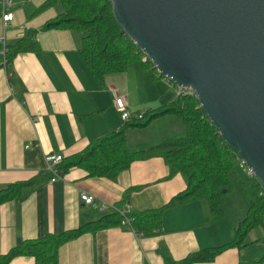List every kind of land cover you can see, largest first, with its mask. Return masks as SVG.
<instances>
[{
    "label": "crops",
    "instance_id": "0c3cea01",
    "mask_svg": "<svg viewBox=\"0 0 264 264\" xmlns=\"http://www.w3.org/2000/svg\"><path fill=\"white\" fill-rule=\"evenodd\" d=\"M1 1L0 38L5 46L15 44L25 31L35 30L39 51L18 54L9 69L0 67V189L37 180L21 198L0 205V256L21 242L60 235L111 214L129 189L124 208L135 212L160 209L185 191V180L181 175L169 177L160 158L135 161L113 181L89 177L77 167L54 181L44 177L48 155H76L92 141L124 126L114 107L115 97L124 98L132 112H146L170 105L176 95L166 91H174L167 83L166 89L157 85L159 80L140 63L131 64L124 73L107 75L101 83L81 57L82 35L40 30L61 14V8L55 5L37 12L47 0L11 1L13 20L4 29ZM18 7L23 9L14 12ZM155 122L161 127L159 142L145 138L130 142L134 134H146ZM183 133L179 118L165 115L145 128L128 129L126 144L131 149L151 147ZM83 193L94 197L92 205L81 201ZM102 205L108 208L101 210ZM162 218L159 234L149 238L121 227L83 234L59 249L58 264H164L160 247L172 260L181 261L231 244L244 219L234 224L226 219L208 223L198 201L174 206ZM253 232V240H248L251 233L243 244L222 251L212 262L194 264H246L262 259L264 233L259 228ZM9 264H35V260L16 257Z\"/></svg>",
    "mask_w": 264,
    "mask_h": 264
},
{
    "label": "trees",
    "instance_id": "16d2710c",
    "mask_svg": "<svg viewBox=\"0 0 264 264\" xmlns=\"http://www.w3.org/2000/svg\"><path fill=\"white\" fill-rule=\"evenodd\" d=\"M57 3L61 6V14L47 21L40 30L59 29L82 33L81 57L89 72L101 83L107 75L124 73L134 63H140L143 70L154 80H164L149 61H141L142 52L124 35L114 20L110 2L47 0L37 12ZM36 34L35 30H27L15 44L4 48L0 46V67L9 69L18 54L37 53L39 45L35 39ZM169 87L174 88L171 83ZM142 113L141 119L132 117L120 130L92 141L76 155L63 158L55 167L58 177H63L70 169L77 167L87 172L89 177L113 181L135 161L160 158L168 169L169 177L181 175L185 180V191L160 209L146 212L129 210L127 215L121 216L119 210L123 209L129 200L132 191L129 189L111 214L60 235H48L34 241L21 242L6 255L0 256V264H9L14 258L24 256L32 257L35 264H58L59 249L66 243L83 234L115 227L128 229L141 238L156 236L161 230L165 211L191 201H198L203 205L208 223L223 219V203L231 190L232 178H237L238 172L243 171L239 168L237 154L222 141L216 128L200 108L196 97L178 95L170 105ZM165 115L179 118L184 127L183 135L168 138L156 146L137 145L132 149L127 147L128 129L145 128L153 120ZM44 177L52 179L53 174L46 171ZM247 177L252 189V194L248 195L249 208L246 217L235 230L233 242L221 248L191 254L181 261L172 260L167 250L160 247L158 253L164 264L209 263L222 251L243 244L255 229H262L264 233V191L254 177ZM36 182L37 180L15 183L0 189V205L21 198ZM123 221L127 223L123 225ZM246 264H264V257Z\"/></svg>",
    "mask_w": 264,
    "mask_h": 264
},
{
    "label": "water",
    "instance_id": "95a60500",
    "mask_svg": "<svg viewBox=\"0 0 264 264\" xmlns=\"http://www.w3.org/2000/svg\"><path fill=\"white\" fill-rule=\"evenodd\" d=\"M161 77L193 91L264 191V0H103Z\"/></svg>",
    "mask_w": 264,
    "mask_h": 264
},
{
    "label": "rangeland",
    "instance_id": "374dc122",
    "mask_svg": "<svg viewBox=\"0 0 264 264\" xmlns=\"http://www.w3.org/2000/svg\"><path fill=\"white\" fill-rule=\"evenodd\" d=\"M59 9L61 8L60 4H56ZM32 7V6H31ZM23 9L21 7H18L14 10L16 12L17 10ZM74 35H83L80 32H72ZM161 82V83H160ZM157 85H165V89L167 88V84L165 80H159ZM166 91L171 92L172 94L176 95L175 91L168 90ZM159 122H155L149 130L146 131V134H134L130 142L133 144L137 142V140H141L142 138L147 139L149 142H152L153 144H156L159 142V131L161 130V127L159 126ZM248 195L252 194V189L249 183L248 177L245 175L244 172H238L237 178H232V187L229 193L225 197V201L223 203V213L224 217L223 219H226V221L230 223H235L238 219H242L246 216L247 208H248V202L246 198V194ZM256 236V232H252V234L248 237V240H253Z\"/></svg>",
    "mask_w": 264,
    "mask_h": 264
},
{
    "label": "built area",
    "instance_id": "2783aa9c",
    "mask_svg": "<svg viewBox=\"0 0 264 264\" xmlns=\"http://www.w3.org/2000/svg\"><path fill=\"white\" fill-rule=\"evenodd\" d=\"M11 0H2V22H3V28L7 29L9 26V23L13 20V13L10 11L11 8ZM133 45L136 46V43L132 41ZM0 46L2 48L5 47L4 39L0 38ZM3 52V51H2ZM148 59L145 55L142 57V62H147ZM151 63V62H150ZM153 66V65H152ZM154 68V67H153ZM155 69V68H154ZM158 73V72H157ZM160 75V74H159ZM166 83L169 85L171 83L168 79H165ZM172 84V83H171ZM174 86V91L176 93V96L178 95H189V96H195L193 91L190 89H185V88H180L175 85ZM114 107L116 112L120 115L121 119L125 122H128L132 117H136L137 119H141L143 117V113H134L129 110L127 103L124 98L122 97H115L114 99ZM46 164H47V170L49 173L53 174V178L51 179L52 181L59 179L55 167L62 162L63 157L61 155H48L46 157ZM239 168L249 177H253L251 171L245 167V165L239 160ZM81 201L86 204V205H92L94 203V197L91 195H88L86 193H83L80 195ZM108 208V205H102L101 210H105ZM115 209V208H114ZM119 213L121 216H125L129 213L128 208H123L119 210ZM127 221H123L122 224L125 225Z\"/></svg>",
    "mask_w": 264,
    "mask_h": 264
}]
</instances>
